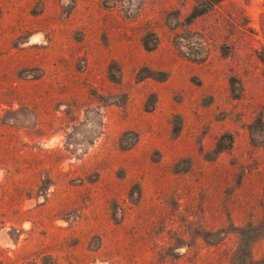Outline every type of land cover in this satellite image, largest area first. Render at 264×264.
I'll return each mask as SVG.
<instances>
[{
    "label": "rangeland",
    "instance_id": "rangeland-1",
    "mask_svg": "<svg viewBox=\"0 0 264 264\" xmlns=\"http://www.w3.org/2000/svg\"><path fill=\"white\" fill-rule=\"evenodd\" d=\"M0 264H264V0H0Z\"/></svg>",
    "mask_w": 264,
    "mask_h": 264
},
{
    "label": "trees",
    "instance_id": "trees-1",
    "mask_svg": "<svg viewBox=\"0 0 264 264\" xmlns=\"http://www.w3.org/2000/svg\"><path fill=\"white\" fill-rule=\"evenodd\" d=\"M206 1L209 4V6H215V5L219 4L222 0H206ZM204 12L205 11L197 10V7L195 6L194 9L192 10V12L189 14L188 19L194 20L198 16L202 15ZM145 44L147 46V43H145ZM224 137H225V135H224ZM218 147H219V150L221 151L222 150L221 139L218 141Z\"/></svg>",
    "mask_w": 264,
    "mask_h": 264
}]
</instances>
